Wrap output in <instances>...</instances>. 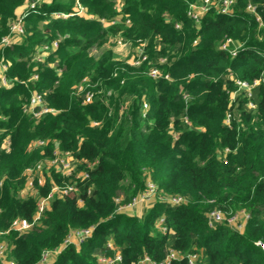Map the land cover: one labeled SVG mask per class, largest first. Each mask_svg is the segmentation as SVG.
<instances>
[{"label": "trees", "instance_id": "trees-1", "mask_svg": "<svg viewBox=\"0 0 264 264\" xmlns=\"http://www.w3.org/2000/svg\"><path fill=\"white\" fill-rule=\"evenodd\" d=\"M30 1L0 0V40ZM202 1L120 0L117 11L114 0H79L88 16L56 19L51 14L71 13L74 0H50L23 19L20 41L3 51L10 85L0 87V243L7 260L99 264L98 256L118 252L115 264L145 257L157 264L173 250L183 259L169 264H188L184 257L193 253L198 264H264V86L251 90L253 109L241 93L231 97L236 80L264 76V27L256 21L264 25V0H234L230 15L211 7L196 24L188 8ZM113 36L130 48L144 44L146 60L134 67L116 59L107 46ZM226 39L240 46L235 56L220 49ZM53 41L57 48L43 62L32 60ZM151 69L161 77H150ZM33 91L53 113L37 120L23 113ZM86 92L93 93L88 103ZM54 150L69 153L87 176L75 181L76 193L54 195L37 223L19 233L14 220L32 221L38 199L71 182L50 169L43 184L34 180L24 191L25 170ZM148 184L155 188L149 207L139 216L120 213ZM213 210L248 218L241 231L225 221L209 226ZM88 228L79 245L61 247L71 232Z\"/></svg>", "mask_w": 264, "mask_h": 264}, {"label": "built area", "instance_id": "built-area-1", "mask_svg": "<svg viewBox=\"0 0 264 264\" xmlns=\"http://www.w3.org/2000/svg\"><path fill=\"white\" fill-rule=\"evenodd\" d=\"M42 3H50V0H31L20 11L17 18L9 25V31L6 36H4L0 40V87H8L10 85V82L7 77V70H8V63L4 60L3 57V51L4 49L13 46L14 44H17L20 41V38L24 32V24L23 19L29 15L30 13H36L37 7ZM114 7L118 11L121 8V2L120 0H114ZM234 4V0H220L217 2H213L212 0H203L200 4H191L189 5L187 16L194 21L196 24H198L200 18L209 11L211 7L215 8L219 11V13L224 15H230L232 12V6ZM246 11L252 13L255 15L254 9L252 6L247 5ZM86 10L82 7L79 0H74V7L73 11L68 14H64L62 12H53L51 15L53 18L56 19H65L70 16H88L86 13ZM256 21L259 22V27H264V25L261 23L260 18L256 16ZM102 23H105L103 20H101ZM128 22V21H127ZM175 28H178V25H175ZM116 43L119 46H124L126 43L120 38L117 37ZM58 43L56 41H53L50 45H42L34 53V56L32 58L33 61L37 62H43L45 58L48 56V54L52 51H54L57 48ZM232 45V46H231ZM139 47L136 49L137 55L132 59L130 62L131 66L137 67L139 66L143 61L146 60V56L143 54V47L144 44L138 45ZM239 45H235L234 42H232L230 39H226L221 45L220 49L227 51L231 56H235ZM60 72V71H59ZM149 76L157 79L161 77V74L157 69H151L149 71ZM165 79H168L167 75L163 76ZM32 79H36V76L33 75ZM264 86V76L262 75L260 78L255 79L252 81V83H246L244 81H235L236 90L232 92L231 97L232 99L239 93L246 98L247 100L251 96V90L256 86ZM83 91V87L79 86L77 88V92ZM91 92L85 93L84 103H88L92 98ZM248 108H254V105L248 100L247 103ZM143 109H147L146 103L143 104ZM23 113L29 115L31 118L37 120L41 118L43 115L47 113H53L54 110L47 107L44 99L41 94L37 92H31L28 102L23 106L22 108ZM186 123L187 120L184 119ZM224 123L229 126L230 123V115L227 114ZM5 148L8 149V141H5L4 143ZM37 146L43 145V142H37ZM227 152V150L225 151ZM94 166V162L87 163L86 168L90 169ZM44 169L47 170H54L57 174L61 176V178L65 180H71V182L63 181L64 183L62 185H55L50 189V192L47 194L46 197L38 199L36 203V210L33 215L32 221H27L25 219H16L12 222V229L17 232H23L25 230H28L33 224L37 223L40 216L44 212V210L48 207V204L50 200L53 198L54 195L57 196H65L71 193H76L77 188L75 186V181L79 179L85 178L86 172L84 171H76V161L73 159V157L67 153V152H60L58 150L53 151V155L51 158H44L38 161L33 167L28 168L25 170L24 175L26 176L25 181V188H29L31 191L33 189L34 180H37L39 184H43L44 178L42 171ZM154 186L152 184L147 185L146 191L133 200V202L129 205H125L119 208V211L122 210L121 208L129 207L133 203H135L139 198H149L150 196L153 197L154 194ZM172 204H178L181 203V198H170V200H167ZM239 217L242 218L240 222H238ZM248 218L247 214L244 212H239L237 214H234L230 217H225L224 214L219 210H213L207 214L208 224L211 226L213 223H219L225 221L228 225L234 227L238 231H241L246 219ZM238 222V223H237ZM92 229H82L78 231L71 232L66 240L64 241L63 245L61 247L66 246L67 244H74L75 246L79 245L82 241H84L86 238L90 236ZM59 247L58 249H55L53 251H47L42 254L41 262L47 263L49 260L56 255L59 250L61 249ZM108 247L111 250H114L113 247L108 244ZM6 250L7 246L3 243H0V263L1 264H14L13 261L7 260L6 258ZM183 259V257L178 254L177 252L173 250H169L166 257L157 264H169L171 261H178ZM186 259V262L188 264H198L199 263V255L196 253L189 254L184 257ZM97 261L99 264H115L116 262L120 261V254L116 252L112 258L104 257V256H98ZM137 264H156L152 263L148 258H143L139 263Z\"/></svg>", "mask_w": 264, "mask_h": 264}, {"label": "rangeland", "instance_id": "rangeland-1", "mask_svg": "<svg viewBox=\"0 0 264 264\" xmlns=\"http://www.w3.org/2000/svg\"><path fill=\"white\" fill-rule=\"evenodd\" d=\"M116 39L117 37L113 36L109 38L108 41V47L109 49H112L116 55V59H124L126 63L130 64V62L132 61V59L137 55L136 53V49L139 46H133V48L129 47V44H125L124 46H119L116 43ZM107 49V47H106ZM95 50H93V54H95ZM47 169H44L42 171V174H44V171H46ZM44 178V177H43ZM24 191H30L29 188H25ZM27 193V192H26ZM152 199V197L150 196L149 198H139L135 203H133L131 206L129 207H124L121 208L122 210H120V213H128L130 215H136L139 216L141 213V210H144L146 208L149 207L150 205V200ZM242 220L241 217H239L238 222H240ZM237 222V223H238Z\"/></svg>", "mask_w": 264, "mask_h": 264}, {"label": "crops", "instance_id": "crops-1", "mask_svg": "<svg viewBox=\"0 0 264 264\" xmlns=\"http://www.w3.org/2000/svg\"><path fill=\"white\" fill-rule=\"evenodd\" d=\"M128 214V213H127Z\"/></svg>", "mask_w": 264, "mask_h": 264}]
</instances>
